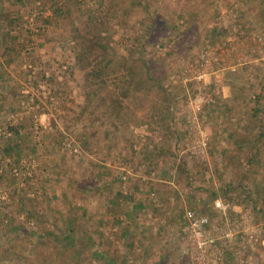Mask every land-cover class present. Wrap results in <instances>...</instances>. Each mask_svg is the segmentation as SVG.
<instances>
[{"label":"rangeland","instance_id":"374dc122","mask_svg":"<svg viewBox=\"0 0 264 264\" xmlns=\"http://www.w3.org/2000/svg\"><path fill=\"white\" fill-rule=\"evenodd\" d=\"M0 264H264V0H0Z\"/></svg>","mask_w":264,"mask_h":264},{"label":"built area","instance_id":"2783aa9c","mask_svg":"<svg viewBox=\"0 0 264 264\" xmlns=\"http://www.w3.org/2000/svg\"><path fill=\"white\" fill-rule=\"evenodd\" d=\"M185 218L188 223L191 235L194 238L198 248L208 247L211 244V240H206L204 237V229L207 227L208 221L206 217H197L195 213L188 211L185 213Z\"/></svg>","mask_w":264,"mask_h":264}]
</instances>
